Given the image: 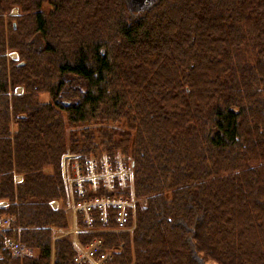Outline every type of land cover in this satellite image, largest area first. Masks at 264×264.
Instances as JSON below:
<instances>
[{
    "label": "trees",
    "instance_id": "1",
    "mask_svg": "<svg viewBox=\"0 0 264 264\" xmlns=\"http://www.w3.org/2000/svg\"><path fill=\"white\" fill-rule=\"evenodd\" d=\"M131 15L126 0H0V264H76L54 233L70 227L67 150L133 163L132 231L95 221L81 244L116 264H264V0Z\"/></svg>",
    "mask_w": 264,
    "mask_h": 264
},
{
    "label": "built area",
    "instance_id": "2",
    "mask_svg": "<svg viewBox=\"0 0 264 264\" xmlns=\"http://www.w3.org/2000/svg\"><path fill=\"white\" fill-rule=\"evenodd\" d=\"M61 170L67 208L72 219V228L65 234H72L76 249L73 261L76 264H116L112 252L102 247L101 239L96 238L82 245L77 241L76 234L93 231L91 226L95 221L106 225L110 218L115 224L112 230L132 231L133 226L127 227L131 214L133 216L136 201L130 159L119 153L111 160L104 153L97 158L80 157L66 151L61 158ZM101 187L108 192L115 190L116 187V192L95 194ZM9 222V218L1 221L0 229H8ZM79 222L86 226L85 229L78 227ZM132 222L134 223V220ZM104 229L110 228L106 226ZM6 246L15 256L20 257L29 253L16 239L9 240Z\"/></svg>",
    "mask_w": 264,
    "mask_h": 264
},
{
    "label": "water",
    "instance_id": "3",
    "mask_svg": "<svg viewBox=\"0 0 264 264\" xmlns=\"http://www.w3.org/2000/svg\"><path fill=\"white\" fill-rule=\"evenodd\" d=\"M155 0H126V4L134 12H141L150 6Z\"/></svg>",
    "mask_w": 264,
    "mask_h": 264
},
{
    "label": "rangeland",
    "instance_id": "4",
    "mask_svg": "<svg viewBox=\"0 0 264 264\" xmlns=\"http://www.w3.org/2000/svg\"><path fill=\"white\" fill-rule=\"evenodd\" d=\"M127 7H128V6H127ZM128 10H129V13L132 14L131 16H133V12H134V11H132L131 9H129V7H128ZM12 14H14V15L17 14V10H16V9H13ZM8 56L14 59V57H13L11 54H8ZM17 91L20 92L19 90H17ZM41 96H42V100H47V95H46V94H42ZM54 205H55V204H54ZM57 205L59 206V204H57ZM55 206H56V205H55ZM58 206H57V207H58ZM64 208H65V210L68 212V208H67V203H66V202H64ZM70 228H71V227H70ZM67 230H69V228H68ZM67 230L64 229V230L61 231V232H60L59 230H56L55 233H56L57 236H59L58 234H61V233L65 232V231H67ZM67 232H68V231H67Z\"/></svg>",
    "mask_w": 264,
    "mask_h": 264
},
{
    "label": "crops",
    "instance_id": "5",
    "mask_svg": "<svg viewBox=\"0 0 264 264\" xmlns=\"http://www.w3.org/2000/svg\"><path fill=\"white\" fill-rule=\"evenodd\" d=\"M17 90H19L20 92H18ZM22 89L21 88H16V93H21ZM21 176L16 177V180H20Z\"/></svg>",
    "mask_w": 264,
    "mask_h": 264
}]
</instances>
